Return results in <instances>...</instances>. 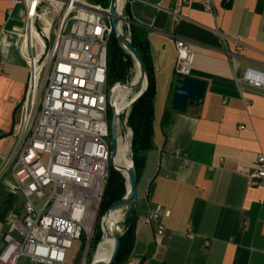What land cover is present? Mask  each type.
Wrapping results in <instances>:
<instances>
[{
    "label": "crops",
    "instance_id": "1",
    "mask_svg": "<svg viewBox=\"0 0 264 264\" xmlns=\"http://www.w3.org/2000/svg\"><path fill=\"white\" fill-rule=\"evenodd\" d=\"M202 1L178 10L173 0L123 1L122 15L146 41L155 81L152 147L136 183L128 257L138 264H264V184L248 182L264 155V92L241 91L232 68L264 71V0H210L211 11ZM10 7L0 0V232L10 209L21 212L7 183L28 78L24 25L15 11L7 15ZM177 37L194 52L190 76L207 83L203 99L183 112L171 107ZM156 207L166 212L161 234L147 222Z\"/></svg>",
    "mask_w": 264,
    "mask_h": 264
},
{
    "label": "built area",
    "instance_id": "2",
    "mask_svg": "<svg viewBox=\"0 0 264 264\" xmlns=\"http://www.w3.org/2000/svg\"><path fill=\"white\" fill-rule=\"evenodd\" d=\"M10 1L7 15L15 11L24 25L20 36L28 78L20 103L21 121L13 132L16 142L7 183L10 194L22 197L21 212L12 208L5 216L0 264H19L20 259L29 264H70L66 251L73 240L83 237L89 242L94 232L108 177L106 83L112 0H105L106 5L86 0ZM123 1L119 0L121 13ZM186 3L188 0H173V9ZM202 6L212 10L210 0H203ZM129 25L126 18L121 22L128 37ZM174 45L175 73L190 75L193 50L180 37ZM232 68L241 91L250 87L264 92V71L240 70L235 62ZM118 88L129 91L117 87L112 102ZM8 101L19 103L13 98ZM129 102L120 108L118 137L120 126L126 129L124 137L132 135L126 122ZM248 182L264 184L263 154L256 157ZM162 214L166 212L156 207L147 215V222L156 224L158 234L164 230ZM77 264H86L85 251ZM125 264L138 261L128 259Z\"/></svg>",
    "mask_w": 264,
    "mask_h": 264
},
{
    "label": "trees",
    "instance_id": "3",
    "mask_svg": "<svg viewBox=\"0 0 264 264\" xmlns=\"http://www.w3.org/2000/svg\"><path fill=\"white\" fill-rule=\"evenodd\" d=\"M103 4L106 5L107 1L103 2ZM130 39L144 60L147 80L143 92L131 103L127 116V123L132 130L130 151L137 183L145 164L146 154L152 147L155 81L146 41L140 36L134 25H130ZM133 64L135 63L131 55L115 42L112 34L107 48V81L110 84L120 80L126 82L128 71L133 67ZM125 185L126 179L122 173L109 167L108 177L98 210L99 218H101L113 202L121 199L125 195L127 190ZM133 205L134 203H131L124 208L125 214L122 223L121 247L118 255L111 264H124L130 256L136 220ZM96 228L91 238L90 247L95 246L102 235L99 222Z\"/></svg>",
    "mask_w": 264,
    "mask_h": 264
},
{
    "label": "water",
    "instance_id": "4",
    "mask_svg": "<svg viewBox=\"0 0 264 264\" xmlns=\"http://www.w3.org/2000/svg\"><path fill=\"white\" fill-rule=\"evenodd\" d=\"M109 18H110V24L112 27V34L115 39V42L125 49L134 60L135 66L138 70V80L136 83H127L123 81H115L113 84L110 85L107 91V99H108V105H109V146H110V152H109V164L110 166L123 173L126 179V193L125 195L113 202L108 209L105 211V213L100 218V228L102 231V236L100 241L102 240L104 236V217H106L110 212L118 209H124L127 206H129L131 203H134L137 197L136 194V178H135V170L133 167V163L130 160V165L128 167L119 165L115 162V157L117 154V146H118V134H119V118H120V108L118 109L115 102L111 101V96L114 92V90L117 87L124 88L126 90H133L137 87H140L137 94H135L130 102L129 107L131 103L143 92V90L146 87V67L144 60L140 53L136 50L134 47L130 37L126 36L122 30H121V22L125 19L122 16V13L119 9V0H112V5L109 9ZM206 81L200 78H196L190 75H186L183 77H179L177 79V84L175 86L171 107L174 110L177 111H185L188 105V102L190 100H193L195 103L200 102L205 94L206 90ZM110 236L113 238V247L111 254L108 258V260L105 263H101L99 261H94L93 259L89 264H111L116 256L119 253L120 247H121V235L122 231L118 225V228L113 229L111 233H109Z\"/></svg>",
    "mask_w": 264,
    "mask_h": 264
},
{
    "label": "bare ground",
    "instance_id": "5",
    "mask_svg": "<svg viewBox=\"0 0 264 264\" xmlns=\"http://www.w3.org/2000/svg\"><path fill=\"white\" fill-rule=\"evenodd\" d=\"M132 82L136 83L138 80V70H136L135 74H133ZM136 89V88H135ZM140 87L133 93V95L129 98V91L122 90L118 88L114 93V101L117 106V108H122L128 104V101L137 94ZM129 149V143L127 140H120V137H118V146H117V154L115 157V162L119 165L128 167L130 165V159L127 157V151ZM121 211L122 209L114 210L110 212L106 217H104V236L97 247V249L94 252L93 260L99 261L101 263H105L112 251L113 247V238L109 235L113 229L118 228V223L121 219Z\"/></svg>",
    "mask_w": 264,
    "mask_h": 264
},
{
    "label": "rangeland",
    "instance_id": "6",
    "mask_svg": "<svg viewBox=\"0 0 264 264\" xmlns=\"http://www.w3.org/2000/svg\"><path fill=\"white\" fill-rule=\"evenodd\" d=\"M136 70H137V68H136L135 64H133V67H131V68L129 69V71H128V74H127V77H126V80H127L126 82H129V83L132 82V78H133V76H134L133 74H135ZM106 85H107V88H109L111 84H110L109 81H107ZM138 88H139V87H137V88L134 89V90L129 91V92H130V93H129V98L133 95V93H134ZM129 109H130V108H129ZM128 112H129V110H128ZM127 116H128V114H127ZM126 122H127V121H126ZM127 125H128V123H127ZM128 127L130 128L129 125H128ZM130 129H131V128H130ZM125 132H126V129L123 128V126H120V135H121V136H119V137H120V140H122V141H124V140H127V141H128V143H129V149H128V151H127V157H128V159L131 160L130 143H131V136H132V135H130V134L128 133V134L124 137ZM131 132H132V130H131ZM109 141H110V140H109ZM44 158H46V157L44 156ZM109 167H111L110 164H109ZM122 175H123V177L125 178V176H124L123 173H122ZM125 188H126V185H125ZM16 202H17V203H19V202L21 203V202H22V199H21V196H20V195H17ZM39 204H40V203H39ZM124 214H125V210L122 209V211H121V219H120V221H119V223H118V225H119L120 228L122 227V223H123V219H124ZM98 222H99V217H98V219H97L96 225L98 224ZM96 225H95V228H96ZM95 228H94V230H95ZM96 230H98V229L96 228ZM93 233H94V232H93ZM92 236H93V234L91 235L89 242H86V240L82 239L83 237L80 238V239H75V240H73V242H72L70 248H68L67 251H66V261H67L68 263H70V264H77V263H78L79 261H81V259L83 258V252H84V251L86 252V264H89V263L91 262V260L93 259L94 252H95V250L97 249V247L99 246V244H100V242H101V241L99 240V241H97V243H96L95 246L90 247V242H91V238H92ZM101 236H102V235H101ZM100 239H101V238H100ZM86 243H87V244H86ZM19 264H29V263L27 262L26 259H20Z\"/></svg>",
    "mask_w": 264,
    "mask_h": 264
}]
</instances>
